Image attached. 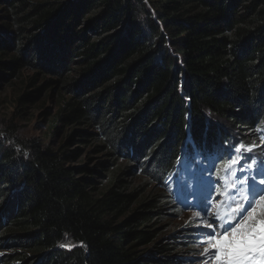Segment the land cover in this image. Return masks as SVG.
<instances>
[{
  "label": "trees",
  "instance_id": "1",
  "mask_svg": "<svg viewBox=\"0 0 264 264\" xmlns=\"http://www.w3.org/2000/svg\"><path fill=\"white\" fill-rule=\"evenodd\" d=\"M17 78L18 104L52 90L44 134L71 132L23 151L0 138V264L195 263L197 232L170 211L198 202L209 173L178 171L184 152L222 149L214 169L233 183L264 161L262 145L226 166L230 146L264 135V0H0V83ZM96 139L103 171L72 164L69 146Z\"/></svg>",
  "mask_w": 264,
  "mask_h": 264
},
{
  "label": "rangeland",
  "instance_id": "2",
  "mask_svg": "<svg viewBox=\"0 0 264 264\" xmlns=\"http://www.w3.org/2000/svg\"><path fill=\"white\" fill-rule=\"evenodd\" d=\"M32 73L31 69L25 70V75ZM50 75H45L39 79L37 77L35 86L41 85L44 82L45 78H49ZM21 79L25 80V78ZM21 79L19 78L12 80L10 82H1L0 83V138L1 140H7L6 143L8 145L14 144L15 150L23 151L25 149L22 144L18 143L17 140H21L26 142L30 139L36 137L39 138L45 146H49L51 148H57L61 143H63L67 136H69L71 129L67 130L63 136L60 135H46L44 134L47 128L46 119L50 114V111L54 110L55 107V98L52 95V90L46 91V95H43L35 101L25 100L23 103L18 104L16 103L17 98L21 95L23 91H25L26 83H22ZM33 87H29L30 90ZM25 89V90H24ZM11 122L13 125H16V128H19L18 131L12 132H5V125ZM5 124V125H4ZM89 131H93L94 129L88 127ZM7 134H5V133ZM254 131L250 129H240L238 135L240 137L250 136ZM248 138V137H247ZM245 138V139H247ZM255 140L256 137H255ZM66 142V141H65ZM258 143V140H257ZM73 146H69L70 148L79 146L81 148V155L78 158L73 159L71 162L72 164L82 163V164H89L91 166H95L98 169L103 171V167H100L98 163L99 159H110L109 151L102 146V142L98 139L93 141L91 145L80 144V143H73ZM102 146L100 149L102 150L99 153H95L93 149L95 146ZM258 148H260V143H258ZM27 151V150H26ZM79 160V161H77ZM132 177L138 176L140 167L139 165H132ZM235 167V166H233ZM131 179V178H130ZM133 180L138 182V178ZM221 202L222 199H215V200H208L210 207L208 208L207 219L203 220L201 212L197 208L189 207L187 210L185 209H172L170 211V217L172 219L173 224L179 227L186 226L189 223V227L187 230H195L197 228H205L209 225L215 226L212 223L213 217L212 215L219 213L221 209ZM175 206L174 203H172ZM236 206V202H234ZM234 207V206H232ZM235 208V207H234ZM232 218L234 219V210L231 209ZM211 216V217H210ZM179 231V230H178ZM224 235V232L221 231L220 236ZM205 236V235H204ZM199 243L198 246H188V249H185V256L190 257V260L195 263L188 264H215V250L211 247V242L206 240V238L202 237V233L199 234ZM207 248L209 251L207 253L204 252V249Z\"/></svg>",
  "mask_w": 264,
  "mask_h": 264
},
{
  "label": "snow or ice",
  "instance_id": "3",
  "mask_svg": "<svg viewBox=\"0 0 264 264\" xmlns=\"http://www.w3.org/2000/svg\"><path fill=\"white\" fill-rule=\"evenodd\" d=\"M250 151L251 149L245 148L243 144H237L230 146L226 154L232 158L233 164H240V161L235 159L234 153H241L240 159L246 160L245 153ZM224 155V151L218 147L212 152L205 150L201 153L195 150L192 156L184 152L178 171L181 168L195 169L201 176L205 171L209 173L204 197L196 203H189L186 199L179 201L185 208H197L200 212L207 214L210 207L208 198L212 196L213 185L218 183L212 179L211 172L216 167V161L222 159ZM201 165H206V168H202ZM239 175L242 176V179L237 182L240 187L237 189L234 185L230 195L237 196L240 191H243L246 196L244 204L239 205L234 219L219 225L224 235L217 238L212 234L211 226L197 228L196 231L207 233L211 247L215 250L216 264H264V195H261L264 193V161L240 165ZM257 197H259L258 204L255 203ZM240 217L244 219L241 220ZM212 223H217L215 218ZM228 229L231 231L229 232ZM208 251L207 248L204 249L205 253Z\"/></svg>",
  "mask_w": 264,
  "mask_h": 264
},
{
  "label": "clouds",
  "instance_id": "4",
  "mask_svg": "<svg viewBox=\"0 0 264 264\" xmlns=\"http://www.w3.org/2000/svg\"><path fill=\"white\" fill-rule=\"evenodd\" d=\"M255 137H256V139L258 140V142H259V140H260V147H261L262 136L259 134V137H260V138H258V137H257V134H256ZM257 140H255V142H257ZM256 148H258V144H257ZM256 148H255V149H256ZM215 174H216V173L213 172V173L211 174V176L215 177ZM170 194H171V193H170ZM171 197H173L172 194H171Z\"/></svg>",
  "mask_w": 264,
  "mask_h": 264
}]
</instances>
